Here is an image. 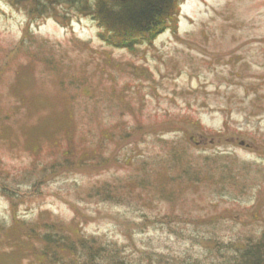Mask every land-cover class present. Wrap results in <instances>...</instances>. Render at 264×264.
I'll return each instance as SVG.
<instances>
[{"label": "rangeland", "instance_id": "rangeland-1", "mask_svg": "<svg viewBox=\"0 0 264 264\" xmlns=\"http://www.w3.org/2000/svg\"><path fill=\"white\" fill-rule=\"evenodd\" d=\"M45 12L0 0V264L238 261L264 234V0H183L153 39L125 46L77 9ZM17 82L37 97L31 116L15 107ZM71 95L78 134L92 150L103 141L107 162L52 167L31 145L32 120L59 122L37 106L60 116ZM174 147L205 182L168 181ZM51 222L74 248L45 253L26 236Z\"/></svg>", "mask_w": 264, "mask_h": 264}, {"label": "trees", "instance_id": "trees-1", "mask_svg": "<svg viewBox=\"0 0 264 264\" xmlns=\"http://www.w3.org/2000/svg\"><path fill=\"white\" fill-rule=\"evenodd\" d=\"M13 4H26L30 5L33 12L41 10H46L45 13L48 16V11L55 12L57 7L65 4L69 9H77L81 14L90 15L101 27L103 32L107 34L113 43L117 46L130 45L138 37H147L150 40L153 39L158 33L164 30L162 29L163 23L166 20H173L179 14L181 8V2L183 0H126V1H109V0H8ZM60 18L62 16H59ZM173 18V19H172ZM62 19V18H61ZM66 23H70L69 20ZM50 60V59H48ZM51 63V61H49ZM56 64L52 66L55 67ZM60 68V66H59ZM62 82L66 79V73H61ZM17 81V80H16ZM17 83H14L11 90L12 93L17 97L18 104L15 107H19L22 110L25 109V114L28 116L32 114V103L36 104L37 97H32L27 94H20L22 91L17 88ZM26 93V92H25ZM75 95L68 97L67 106L63 109V114L57 116L55 110H51L48 104L42 105L46 107H38L36 113L42 111L44 108L48 107V115H50L49 121H56L54 126L48 127L44 122V117L41 119H34L33 125L36 128V138L32 140L33 147L37 153L41 151H46L49 153L50 157L53 158L49 162L48 166H62L65 163L72 166L76 162H80V165L93 166L95 167L100 162H107L102 157L100 148L103 147V141H100V145L97 149L90 148L87 146V141L85 142L78 134L77 122H76V112L72 105V101ZM51 100V99H49ZM38 102V101H37ZM65 121L70 122L68 126ZM23 124L20 128L23 130ZM122 126H120L121 128ZM11 126L8 125V129L4 127L5 133H10ZM119 129V128H118ZM123 129V128H122ZM29 132V129H26ZM120 137L114 138L112 133L111 138L114 142L121 144L130 135V132L126 130H121ZM103 136L106 138L109 137ZM86 143V144H85ZM182 143V141H181ZM91 149V150H90ZM182 150V151H181ZM178 150L177 148H171V153L169 156V161L174 162L173 164L181 165L180 171L169 176V182H177L183 184L184 188L186 185H194L199 182H205V176L200 169L202 167L194 166L191 161H187L184 158V149ZM174 167V166H173ZM47 167H45L46 169ZM196 169V170H195ZM198 170V171H197ZM191 171L195 172L192 173ZM201 173V174H200ZM139 186H147L148 184L145 180L138 179ZM166 185L159 188L160 193L157 191L162 199L171 200L175 196L176 188ZM182 189L181 191H183ZM44 226V225H43ZM57 229L56 224L53 222L48 223V226H44V229L36 230V226L32 225L26 232V236L31 239L34 238L35 241H44L45 253H48L51 248V244H58L59 242H64L63 246H69V248H74L72 244L67 240L57 237L52 230ZM46 230L44 233H42ZM259 238H252L247 236L246 242H244V247L241 254L237 257L234 264H264V234ZM54 255H55V250ZM49 263V262H48Z\"/></svg>", "mask_w": 264, "mask_h": 264}, {"label": "water", "instance_id": "water-1", "mask_svg": "<svg viewBox=\"0 0 264 264\" xmlns=\"http://www.w3.org/2000/svg\"><path fill=\"white\" fill-rule=\"evenodd\" d=\"M109 1H126V0H109Z\"/></svg>", "mask_w": 264, "mask_h": 264}]
</instances>
